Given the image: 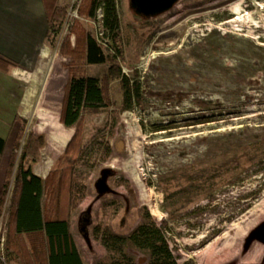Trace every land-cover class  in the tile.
<instances>
[{"label": "rangeland", "instance_id": "374dc122", "mask_svg": "<svg viewBox=\"0 0 264 264\" xmlns=\"http://www.w3.org/2000/svg\"><path fill=\"white\" fill-rule=\"evenodd\" d=\"M97 2L90 18V0H41L46 25L56 17L48 15L49 4L50 12L56 8L62 17L60 27L46 33L38 54L5 62L19 76L10 92L0 81V136H9L6 155L14 156L0 219V261L35 264L37 251H30L34 246L44 251L41 236L17 237L10 229L25 154L23 167L36 174L52 158L43 179V211L52 217L61 209L57 215L69 216L84 264L107 257L99 240L105 231L128 236L145 211L163 228L177 264H260L259 242L245 256L241 252L244 239L264 221V0H180L154 18L135 14L130 0ZM105 7L112 16L107 33ZM234 11L240 16H232ZM87 35L101 47L104 64L86 63ZM42 56L45 66L35 92L20 78L36 72ZM117 69L138 88L140 102L125 110L121 80L105 81L108 107L83 112L69 128L70 141L75 138L68 154V144L54 154L47 132L39 131V99L47 98L44 108L63 126L69 80L94 77L103 83ZM103 169L112 172L107 180L112 193L97 199L95 183ZM62 178V202L55 208L48 185ZM88 207L90 246L80 231L83 223L78 225ZM130 251L138 264H147L146 255Z\"/></svg>", "mask_w": 264, "mask_h": 264}, {"label": "trees", "instance_id": "16d2710c", "mask_svg": "<svg viewBox=\"0 0 264 264\" xmlns=\"http://www.w3.org/2000/svg\"><path fill=\"white\" fill-rule=\"evenodd\" d=\"M46 4L48 15L57 16L56 8L52 13ZM97 0H90L88 8V16L95 18L97 9ZM61 16V15H60ZM59 16V17H60ZM49 18L47 37L51 33H56L58 27L62 23L61 18ZM112 17L109 15L108 7H105L103 14V27L105 33L112 30L108 26V20ZM114 18V17H113ZM55 19V20H54ZM57 20V21H56ZM107 35H105L106 37ZM85 61L89 65H101L106 62V57L103 54L101 47L96 40L87 35L85 38ZM2 60L0 59V64ZM110 79H119L124 85V109L128 110L134 103H139L138 88L132 89L125 76L121 75V71L117 69L112 73V78L107 77L103 83L94 77L74 78L72 77L66 88V93L63 102V108L60 115L61 124L67 129L76 126L83 112L98 111L108 107L109 99L107 95V82ZM137 87V86H136ZM202 106L205 104L200 102ZM75 135L68 143L65 151V156L68 154L71 142ZM41 144V139H36ZM5 140L0 138V154L4 152ZM110 149L106 151L108 154ZM26 155L22 156V163L18 166L15 193L12 199V212L10 213V226L13 234L17 237L41 236L44 242L43 250L37 247L30 251H37L35 264H84L81 254L76 246V243L70 233L69 216H59L56 213H61V209L57 210L53 216H45L42 206V198L44 196V187L41 179L36 177L30 169L23 167V161ZM35 161V160H34ZM73 164V159L68 160L67 167ZM14 165V156L9 158V167L2 192L0 194V219L2 217V209L7 196L9 177ZM65 168L66 170L68 168ZM69 171V169L67 170ZM65 171V172H67ZM72 171V169H71ZM43 179V178H42ZM55 180L53 176L49 183ZM64 182L59 179L53 187L52 200L53 207L57 208L61 202L62 184ZM60 211V212H59ZM101 245L107 252V257L98 264H138V260L130 250L142 253L147 256V264H177L174 255L168 245L167 239L164 236L163 228L155 225L148 212L145 211L143 220L136 228H134L128 236H118L110 231H105L99 239ZM0 264H4L0 261ZM183 264H194L192 262H184Z\"/></svg>", "mask_w": 264, "mask_h": 264}, {"label": "crops", "instance_id": "0c3cea01", "mask_svg": "<svg viewBox=\"0 0 264 264\" xmlns=\"http://www.w3.org/2000/svg\"><path fill=\"white\" fill-rule=\"evenodd\" d=\"M47 29L48 23L46 25L44 20L41 0H0V81L9 87V92L10 86L15 84L14 78L19 75H14L6 61L22 62L26 56L38 54ZM20 79L23 80L22 77ZM2 139L6 144L4 152L0 154V194L9 167V155H6L9 136ZM33 174L41 179L44 187L43 179H46V176Z\"/></svg>", "mask_w": 264, "mask_h": 264}, {"label": "water", "instance_id": "95a60500", "mask_svg": "<svg viewBox=\"0 0 264 264\" xmlns=\"http://www.w3.org/2000/svg\"><path fill=\"white\" fill-rule=\"evenodd\" d=\"M180 0H130V7L134 10L135 14L139 16H144L148 18H154L160 16L169 10H171ZM119 150L122 149V145L117 146ZM112 174L111 170L103 169L101 171L100 177L95 183V189L97 191L99 199L105 194L112 193V190L107 184L109 176ZM90 212L91 207L82 213L78 219V225L83 223V227L80 228L82 237L86 244L90 246V237L86 230V226L90 224ZM254 242H259L264 246V221L257 225L254 229L250 231L247 237L244 239L242 246V255L248 253ZM264 264V252L262 255L261 263Z\"/></svg>", "mask_w": 264, "mask_h": 264}, {"label": "bare ground", "instance_id": "6f19581e", "mask_svg": "<svg viewBox=\"0 0 264 264\" xmlns=\"http://www.w3.org/2000/svg\"><path fill=\"white\" fill-rule=\"evenodd\" d=\"M236 8V7H235ZM233 15L232 16H237L240 14L237 12V11H234L232 12ZM234 19V18H232ZM231 19V20H232ZM241 19V18H240ZM230 20V21H231ZM234 20H239V18H236ZM233 20V21H234ZM240 22V21H239ZM246 22V21H245ZM250 22V21H249ZM42 60H40V63H39V68L36 70V72H34L33 74H28L27 76H25V78H23V81L25 82H30L31 83V86H32V90L34 88L35 92L37 90V87L39 85V81H40V75L43 74V70H44V66H45V58L46 56H42ZM41 58V57H40ZM52 64V63H51ZM48 70V69H47ZM29 77V78H28ZM47 78V77H46ZM55 81L52 80L50 81L48 88H50L54 83ZM47 89H46V92H47ZM31 90V91H32ZM30 91V92H31ZM29 92V93H30ZM46 94V93H45ZM48 94V92H47ZM41 98V97H40ZM47 100V98L45 96H43V98L39 99V103L37 105V112H36V117L40 120H42L41 122V125L39 126V131L43 132V131H46L47 132V142L49 143V145L52 147L53 151H54V154H61L66 145L68 144V142L70 141V138L72 136V131L71 129H67L66 127H63L61 126L57 120L55 119V115L53 112L49 111V110H46L44 108V100ZM57 118V117H56ZM46 142V143H47ZM48 149V148H47ZM50 149V148H49ZM50 152V151H48ZM53 153V152H52ZM45 156V155H44ZM52 156V155H51ZM53 157V156H52ZM45 162V161H44ZM53 160L51 157H48L47 160H46V165L44 166V170L42 172H40V175H44L49 167L51 166ZM39 167V166H38ZM40 169V168H39ZM38 169V170H39ZM42 170V169H41ZM134 176V175H133ZM136 176V175H135ZM134 179V178H133ZM137 180V179H136ZM142 193V192H141ZM143 195V193H142ZM148 199V196H142V201H144L145 203L149 204V200H146ZM153 213H155V210H153ZM255 253L251 256V258L255 257Z\"/></svg>", "mask_w": 264, "mask_h": 264}, {"label": "flooded vegetation", "instance_id": "af4514ba", "mask_svg": "<svg viewBox=\"0 0 264 264\" xmlns=\"http://www.w3.org/2000/svg\"><path fill=\"white\" fill-rule=\"evenodd\" d=\"M264 252V251H263ZM246 255V254H245ZM245 255H243V256H245ZM260 263H261V261H260Z\"/></svg>", "mask_w": 264, "mask_h": 264}]
</instances>
